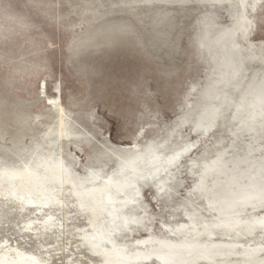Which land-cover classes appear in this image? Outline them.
<instances>
[{"label":"rangeland","instance_id":"1","mask_svg":"<svg viewBox=\"0 0 264 264\" xmlns=\"http://www.w3.org/2000/svg\"><path fill=\"white\" fill-rule=\"evenodd\" d=\"M58 104L79 135L58 139ZM254 105H264V0H0V166L63 155L77 175L109 179L137 153L171 163L138 177L129 209L142 222L116 234L131 253L168 250L143 238L169 235L192 198L203 201L198 184L213 158L237 173L264 163V134L247 124ZM22 181L5 182L8 197L41 205L51 194L53 183ZM36 213L17 212L11 231L1 222L0 246L52 262L58 233L30 234L45 217Z\"/></svg>","mask_w":264,"mask_h":264},{"label":"bare ground","instance_id":"2","mask_svg":"<svg viewBox=\"0 0 264 264\" xmlns=\"http://www.w3.org/2000/svg\"><path fill=\"white\" fill-rule=\"evenodd\" d=\"M262 112L264 105H254L247 122L259 135L264 134V119H258ZM58 114V139L69 138L74 133L79 135L65 125L66 115L61 104H58ZM145 154H135L128 161L130 167L109 179L94 173L93 177L77 175L65 163L63 155H46L39 161L27 163L25 170L0 166V175L7 176V180H0L4 185L0 188V223L8 222L11 231L16 221L19 222L17 212L22 218L30 206H34L36 214L42 212L45 217L38 218L42 220L38 225L32 221L28 232L37 238L47 232L58 233V247L52 249L56 251L52 262V258L39 260L34 254L29 256L32 259L26 258L27 253L16 257L14 251L18 249L9 244L0 246V259H7L6 264H55L57 259L58 264H130L137 258H157L164 264H264V163L252 173H237L227 160L213 158L210 175L206 173L198 184L203 201L192 198L191 208L181 211L183 220L166 225L169 235L143 238L156 241L168 250L131 253L119 244L116 234L120 224L130 225L142 219L129 209L133 206L134 210L141 190L138 177L148 166H154L161 176L171 165L159 155L145 157ZM26 173L32 178L26 179H36L41 185L53 183L47 188L50 196L39 197L41 205L25 196L10 198L4 192L5 182L16 185L22 180L15 176ZM41 173L45 179L40 178ZM248 204L249 208L245 206ZM42 222L45 231L40 226ZM19 233L18 229L14 234ZM11 256L20 260L10 261Z\"/></svg>","mask_w":264,"mask_h":264}]
</instances>
